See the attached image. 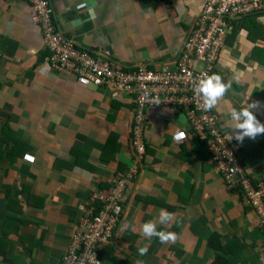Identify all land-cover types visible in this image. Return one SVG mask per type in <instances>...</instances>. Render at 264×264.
<instances>
[{"label": "crops", "instance_id": "1", "mask_svg": "<svg viewBox=\"0 0 264 264\" xmlns=\"http://www.w3.org/2000/svg\"><path fill=\"white\" fill-rule=\"evenodd\" d=\"M51 2L58 30L77 48L116 67L158 71L174 68L207 0ZM81 3L87 7L78 8ZM32 16L26 0H0V264H58L90 198L105 195L135 157L134 99L80 86L71 71L52 69ZM226 46L215 73L232 87L211 112L232 135L228 113L244 107L249 95L245 103H261L254 114L264 123V13L236 27ZM145 117L147 153L127 184L102 264H215L218 257L264 264V229L254 208L241 188L227 187L185 113L152 107ZM11 137L17 142L9 145ZM231 140L244 173L264 184V134ZM160 209L174 214L171 225L157 224L177 235L174 243L140 232ZM142 246L148 253L141 257Z\"/></svg>", "mask_w": 264, "mask_h": 264}, {"label": "built area", "instance_id": "2", "mask_svg": "<svg viewBox=\"0 0 264 264\" xmlns=\"http://www.w3.org/2000/svg\"><path fill=\"white\" fill-rule=\"evenodd\" d=\"M33 9L32 20L42 29L47 62L54 70H68L83 87H104L124 93L135 101L132 124L134 161L117 176L104 195H93L82 210L65 254L58 264H102L100 254L111 239L123 214L127 184L139 174L147 153L145 110L164 107L172 113L183 111L193 132L205 145L216 171L229 189L241 188L254 208L258 225L264 229V184L253 183L242 168L238 146L229 140L219 119L200 107L194 84L204 73H215L229 35L247 18L264 13V0H207L194 20L174 68L161 70L140 65L132 70L116 67L103 55L77 48L64 37L54 21L51 0H26Z\"/></svg>", "mask_w": 264, "mask_h": 264}, {"label": "clouds", "instance_id": "3", "mask_svg": "<svg viewBox=\"0 0 264 264\" xmlns=\"http://www.w3.org/2000/svg\"><path fill=\"white\" fill-rule=\"evenodd\" d=\"M86 7V3L78 5V8ZM231 87L232 82H225L221 75L216 73L211 75L204 73L202 78L198 79L194 84V92L200 97V107L204 111H211L217 107L218 103L225 97ZM250 96L251 95H249L246 100H248ZM245 101L244 107L240 109L233 107L228 113L231 121L235 124L232 129L235 130L233 134H228L229 140L234 138L237 142H243L245 137L254 140L258 135L264 134V123H261L254 114V110H257L262 106L261 103L256 100H252L249 103H245ZM176 139L179 140L180 137L177 136ZM24 158L29 162L34 161V157L28 154H26ZM173 218V213L168 212L165 209H160L158 219L143 223L140 226V232L149 241L155 237L161 244H167L169 242L174 243L177 240V235L174 232L157 229V224L171 225ZM137 251L139 256H145L148 253V247H139ZM135 264H143V261L138 259L135 261Z\"/></svg>", "mask_w": 264, "mask_h": 264}, {"label": "trees", "instance_id": "4", "mask_svg": "<svg viewBox=\"0 0 264 264\" xmlns=\"http://www.w3.org/2000/svg\"><path fill=\"white\" fill-rule=\"evenodd\" d=\"M1 131H4V128L2 130H0V134H1ZM0 139H2V137L0 136ZM7 142V144L9 145H12L13 141L14 142H17V140L13 139V137H11L10 140H5ZM209 153V152H208ZM220 257H218V259L216 260L215 264H218V262L220 261ZM221 264H226V262H224L223 259H221Z\"/></svg>", "mask_w": 264, "mask_h": 264}, {"label": "bare ground", "instance_id": "5", "mask_svg": "<svg viewBox=\"0 0 264 264\" xmlns=\"http://www.w3.org/2000/svg\"><path fill=\"white\" fill-rule=\"evenodd\" d=\"M226 47H227V46H226ZM226 47H225V48H226ZM217 69H218V68H217Z\"/></svg>", "mask_w": 264, "mask_h": 264}]
</instances>
